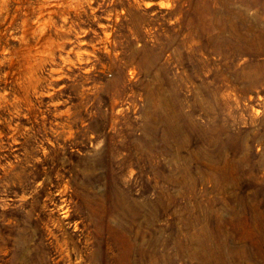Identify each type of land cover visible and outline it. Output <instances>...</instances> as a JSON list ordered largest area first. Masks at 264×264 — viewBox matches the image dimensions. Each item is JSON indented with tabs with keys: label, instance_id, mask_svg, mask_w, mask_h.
Listing matches in <instances>:
<instances>
[{
	"label": "rangeland",
	"instance_id": "obj_1",
	"mask_svg": "<svg viewBox=\"0 0 264 264\" xmlns=\"http://www.w3.org/2000/svg\"><path fill=\"white\" fill-rule=\"evenodd\" d=\"M0 264H264V0H0Z\"/></svg>",
	"mask_w": 264,
	"mask_h": 264
}]
</instances>
